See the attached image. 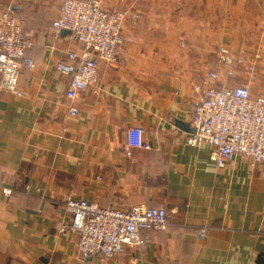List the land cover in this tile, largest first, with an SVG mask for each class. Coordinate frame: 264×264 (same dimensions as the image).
I'll use <instances>...</instances> for the list:
<instances>
[{"label": "crops", "instance_id": "1", "mask_svg": "<svg viewBox=\"0 0 264 264\" xmlns=\"http://www.w3.org/2000/svg\"><path fill=\"white\" fill-rule=\"evenodd\" d=\"M64 1L0 0L25 20L35 63L21 71L25 95L0 89V181L16 190L0 198V264H264V169L241 155L218 168L211 145L190 143L210 72L264 96V0H101L126 13L120 63H100L98 85L74 101L57 64L84 44L53 27ZM224 46L254 74H228ZM132 128L150 149L128 147ZM67 197L171 219L143 248L88 260L62 229Z\"/></svg>", "mask_w": 264, "mask_h": 264}, {"label": "built area", "instance_id": "2", "mask_svg": "<svg viewBox=\"0 0 264 264\" xmlns=\"http://www.w3.org/2000/svg\"><path fill=\"white\" fill-rule=\"evenodd\" d=\"M125 17L123 11L105 8L101 0L64 1L53 27L71 30L84 44L81 55L69 53L57 64V69L69 77V100L74 101L79 93L98 85L100 63L119 65L125 42ZM33 44L26 32L25 20L17 17L11 8H0V89L25 95L20 88V76L23 68L35 66L29 55ZM219 56L230 75L234 64L249 75L255 72L253 62L235 55L225 46L220 48ZM209 76L216 84L206 89L196 87L203 97L192 117L195 132L190 143L211 145V159L218 168L227 167L241 155L264 169V96L254 95L249 85L228 86L215 72ZM78 112L74 105L70 106L71 116H77ZM127 145L132 149L151 148L139 128L128 131ZM25 191L28 193L30 186ZM15 192L13 187L0 181V198L9 199ZM65 209L70 224L63 225L62 229L77 234L78 253L83 258L102 260L116 259L128 248L145 247L151 241L148 232L165 230L171 219L164 207L134 205L123 210L72 197L66 198Z\"/></svg>", "mask_w": 264, "mask_h": 264}, {"label": "water", "instance_id": "3", "mask_svg": "<svg viewBox=\"0 0 264 264\" xmlns=\"http://www.w3.org/2000/svg\"><path fill=\"white\" fill-rule=\"evenodd\" d=\"M62 30V33H72L71 30H68V29H61ZM184 129H185V125H183ZM187 127V126H186ZM193 130V133L195 132V128L192 129ZM92 257H89L87 258L88 260H90Z\"/></svg>", "mask_w": 264, "mask_h": 264}]
</instances>
